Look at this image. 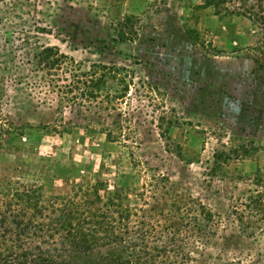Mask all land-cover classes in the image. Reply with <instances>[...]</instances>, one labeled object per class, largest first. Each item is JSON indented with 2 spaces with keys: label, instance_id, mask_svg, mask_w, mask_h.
I'll use <instances>...</instances> for the list:
<instances>
[{
  "label": "rangeland",
  "instance_id": "374dc122",
  "mask_svg": "<svg viewBox=\"0 0 264 264\" xmlns=\"http://www.w3.org/2000/svg\"><path fill=\"white\" fill-rule=\"evenodd\" d=\"M46 47L67 57L58 69L31 57ZM0 84V202L16 214V192L43 194L42 215L20 219L57 215L51 197L82 181L72 165L86 179L132 166L133 193L144 182L153 204L178 195L219 216L192 263L209 264L234 211L256 191L264 203V0H0ZM112 175L98 177L111 189Z\"/></svg>",
  "mask_w": 264,
  "mask_h": 264
},
{
  "label": "trees",
  "instance_id": "16d2710c",
  "mask_svg": "<svg viewBox=\"0 0 264 264\" xmlns=\"http://www.w3.org/2000/svg\"><path fill=\"white\" fill-rule=\"evenodd\" d=\"M31 57L49 68L57 65L56 69L58 61L67 58L53 47L31 53ZM80 76L71 74L76 83H84L79 81ZM20 78L14 83H20ZM96 80H89L91 89L82 90V94L92 96V87L97 88ZM63 88L60 92L66 95L69 85ZM3 93L0 84V100ZM6 124L9 126L0 114V134L11 133L3 128ZM122 168L109 171L104 163H99L93 177L86 179L72 165L68 171L71 183L75 178L82 181L73 182L77 188H72V196L66 193L51 197L63 203L54 208L51 200V212L57 215L40 224L31 217L41 216L44 210L39 203L43 199L41 185L15 193L16 200L26 205L17 209L19 213H13L0 202V264H192L196 261L217 237L219 216L200 202L181 201L178 195L172 201L153 204L149 198L154 195H148L146 183H140L141 191L132 192L138 185L132 166ZM101 172L110 176L113 173L115 183L111 189L105 179H99ZM261 196L256 191L247 197L246 215L243 210L234 211L236 230L214 243L216 253L209 264H264V248L256 238L250 244L242 242L243 235L252 238L256 228L264 233ZM25 209L32 210L31 217L20 219L19 214L24 215ZM34 238L37 241H32Z\"/></svg>",
  "mask_w": 264,
  "mask_h": 264
}]
</instances>
